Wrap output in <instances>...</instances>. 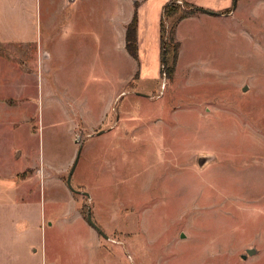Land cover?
I'll return each mask as SVG.
<instances>
[{
	"label": "rangeland",
	"instance_id": "374dc122",
	"mask_svg": "<svg viewBox=\"0 0 264 264\" xmlns=\"http://www.w3.org/2000/svg\"><path fill=\"white\" fill-rule=\"evenodd\" d=\"M53 2L0 0V264H264V0H178L171 78L127 2Z\"/></svg>",
	"mask_w": 264,
	"mask_h": 264
},
{
	"label": "crops",
	"instance_id": "0c3cea01",
	"mask_svg": "<svg viewBox=\"0 0 264 264\" xmlns=\"http://www.w3.org/2000/svg\"><path fill=\"white\" fill-rule=\"evenodd\" d=\"M91 2V0H54V4L52 7H49L48 18L49 20H55L57 18L63 19H72L77 16H80L82 13L83 8L81 7L82 2ZM171 0H122L123 2H127V10H126V18H124V28L126 34V27L129 21L131 20V9L130 5H134L138 15V22H137V45H138V54L141 55V48L146 52L147 50L151 49L155 51L154 60L159 59L162 53V40H161V16L163 14L164 5ZM194 2V0H191ZM130 4V5H129ZM93 7V5H92ZM96 9V6H94ZM69 11L66 14V11ZM92 10V8H91ZM124 16V15H123ZM54 23V21L50 24V26ZM68 24V23H67ZM65 23V26L67 25ZM126 42V38L125 41ZM147 44V47H143V45ZM141 64L143 62H140ZM155 66V62H154ZM162 63L160 58V70L162 71ZM150 67V68H149ZM145 66L141 65V69L135 73V76H139V78H157L159 76L154 71L151 72V65L148 66V70H145ZM2 98V99H1ZM4 98L0 97V104H4ZM10 155V151H9ZM1 175V174H0ZM2 194L1 182H0V196Z\"/></svg>",
	"mask_w": 264,
	"mask_h": 264
},
{
	"label": "trees",
	"instance_id": "16d2710c",
	"mask_svg": "<svg viewBox=\"0 0 264 264\" xmlns=\"http://www.w3.org/2000/svg\"><path fill=\"white\" fill-rule=\"evenodd\" d=\"M185 1L190 4L192 10L182 9V11L177 16V21H180L183 18L187 17L192 11L199 10V8L197 7L199 5L195 4L194 2H190L187 0ZM177 3H178V0H171L167 2L164 5L163 14L161 18L162 53H163L164 46H166L167 48L166 64H165L167 68L166 67H164V69L162 68V73L166 74V77L168 78H171L173 75V66H170V65L167 66L168 58H169L171 50L174 49L176 51L177 45H179V43L173 42L174 29L171 26V29L167 30L166 24L168 21L169 22L171 21L170 17L175 15L174 12L176 13L175 9L177 8ZM125 38H126V47L128 51L132 55L137 57L138 45H137V11L136 10L134 11L131 20L126 26Z\"/></svg>",
	"mask_w": 264,
	"mask_h": 264
},
{
	"label": "water",
	"instance_id": "95a60500",
	"mask_svg": "<svg viewBox=\"0 0 264 264\" xmlns=\"http://www.w3.org/2000/svg\"><path fill=\"white\" fill-rule=\"evenodd\" d=\"M237 4H238V0H234L233 7L235 8L237 6ZM197 7L199 8V10L207 11V12H210V13H214V14H220L221 13L220 11L214 10V9H211V8H205L203 6H197ZM166 51H167V48H166V46H164L163 53H162V59H161L163 69H164L165 64H166ZM244 88H246V86H244ZM81 150H82V145L79 146V149H78V152H77L76 157L74 159V162H73V164H72V166L70 168V171H69V174H68V177H67V182H68V184L71 186V188L73 190L78 191V192H82V193L86 194L87 196H89L90 194H89L88 191H86V190H80V189H75L71 185V178H72L73 172H74V170L76 168V165L78 163V160H79V157H80V154H81ZM87 218L90 221V223L94 227H96V229L99 232H101L106 237H108V235L104 232V230L93 220V218H92V212H91V208L90 207L88 209ZM255 251H256V248H254V247L253 248H247V253H249V254H253ZM246 256H247V254L244 253L243 254V257H246Z\"/></svg>",
	"mask_w": 264,
	"mask_h": 264
}]
</instances>
